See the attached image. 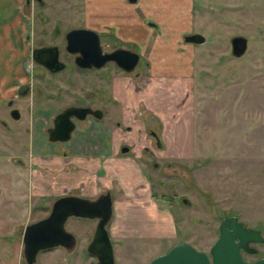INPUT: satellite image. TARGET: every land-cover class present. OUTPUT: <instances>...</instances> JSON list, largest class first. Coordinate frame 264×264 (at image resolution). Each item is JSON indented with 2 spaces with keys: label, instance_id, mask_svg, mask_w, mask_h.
Listing matches in <instances>:
<instances>
[{
  "label": "rangeland",
  "instance_id": "obj_1",
  "mask_svg": "<svg viewBox=\"0 0 264 264\" xmlns=\"http://www.w3.org/2000/svg\"><path fill=\"white\" fill-rule=\"evenodd\" d=\"M83 1L41 0V8L34 1V43H39L36 37L41 29L58 26L62 31L82 25ZM190 4L187 6V21L192 26L191 34H202L205 41L194 47L189 95L178 99L176 105L179 108L170 109L171 114L165 116L171 125L168 130L169 151L164 150V157L158 150L162 145L157 148L155 140L148 135L149 130L157 131L155 124L150 118L144 121L145 144L151 148L142 152L140 168L150 183L154 199L160 205L165 204L173 215L175 236L168 240L133 241L127 244L125 251L115 246V264H148L178 242H186L208 253L219 236V223L224 216H236L245 226L260 230L264 238V0H190ZM233 36L247 40L246 52L240 57L231 54L230 39ZM61 37L59 34L53 41L59 42ZM116 45L112 41L107 48ZM142 64L141 57L134 70L138 75L144 73ZM36 67L34 65L35 71ZM105 70L102 72L105 78L102 75L97 82V91L104 94V103L101 102L100 106L118 120L109 94L111 81L106 76L124 74L117 72L111 64ZM71 73L70 78L66 72L58 75L56 82L46 76L50 82L45 83L50 86L43 90L44 95L58 99L61 94L70 101L69 96L80 93V83L82 90L95 91L94 79L97 77L88 76L87 80L92 78V81L86 84L82 74L73 69ZM133 74L126 75L131 77ZM33 82L35 86H43L42 82ZM141 84L137 82V85ZM47 96L40 99L46 102L49 100ZM180 96L182 94L177 93V97ZM51 101L52 107L43 104L49 114L50 109L58 104ZM95 124L88 122L85 139L90 148L104 149L97 133L102 131L109 136L112 126ZM175 132L184 139H173ZM115 135L117 138L114 134L108 147L114 144ZM36 136L33 134L27 138L33 140ZM117 142L123 144L125 140ZM26 160L25 198L19 214L14 215V206L5 202L6 191L2 196L4 199L0 198V264H26L22 244L24 227L47 213L43 203L48 204V200H41L38 193L40 186L49 184L48 177L39 172L31 173L33 164L29 157ZM110 221L112 216L106 224L107 230ZM96 223L95 219L67 218L65 229L74 234L75 244L69 248L58 246L38 252L36 264H96V258L87 252ZM250 246L256 252L241 253L245 260L264 257V242L251 243Z\"/></svg>",
  "mask_w": 264,
  "mask_h": 264
},
{
  "label": "crops",
  "instance_id": "obj_2",
  "mask_svg": "<svg viewBox=\"0 0 264 264\" xmlns=\"http://www.w3.org/2000/svg\"><path fill=\"white\" fill-rule=\"evenodd\" d=\"M33 3L34 0H0V100L13 98L19 86L30 83ZM188 3L190 0L83 1L84 26L100 33L107 42L112 37L143 58V74L135 80L116 75L109 91L120 122L114 134L125 133L127 142L134 148L131 153L119 152L117 141L120 140L115 135L110 153L92 156L73 152L68 158L70 170L64 171L62 160L54 159L49 164V192L60 194L78 189L82 196L93 199L109 191L113 214L108 231L110 241L114 240L113 249L116 246L125 251L133 241L168 240L175 236L173 215L165 204L160 205L154 199L150 183L140 168L142 148H151L145 144L144 121L150 118L155 124L162 141L158 150L164 157V150L169 151L171 125L165 116L171 114L170 109L179 108L177 100L187 96L191 85L197 43L184 40L185 35L192 33L187 21L191 7V4L187 7ZM177 93L182 96L177 97ZM123 126L129 128L128 132L122 130ZM173 139L183 140L184 136L181 138L175 132ZM40 188L39 192H48L46 186Z\"/></svg>",
  "mask_w": 264,
  "mask_h": 264
},
{
  "label": "flooded vegetation",
  "instance_id": "obj_3",
  "mask_svg": "<svg viewBox=\"0 0 264 264\" xmlns=\"http://www.w3.org/2000/svg\"><path fill=\"white\" fill-rule=\"evenodd\" d=\"M36 2L38 3V6L41 8L42 7V5H40L41 0ZM43 23L46 22L44 21ZM73 29H88L95 31L91 28L84 26L83 24L74 25L62 31L59 29L58 26L57 27L53 26L49 30L41 29L39 32H37L38 37L36 38L39 43L36 44L34 43L33 40L35 31H34V25H32L31 33L29 34L32 41L31 60L33 64L32 70L30 72V79H29L30 83L25 84L23 86H19L13 98L0 100V198L1 200L4 199L2 196L3 193L6 191L5 195L7 196L5 197L6 198L5 202L8 204L11 203L14 206V208L17 209L16 211L14 209V213H13L14 215L19 214V208H21V206L24 203V198H25L24 185L26 180L25 165H26V161H28L26 160V157H29L31 165L33 164V166H31L30 168L31 173L39 172L40 174L48 177L50 170L49 164L51 161H53L56 158L62 160V162L64 163L63 169L65 171L67 169L70 170L72 167L68 163V158L72 155L73 152L79 153L81 155L83 154V155L100 156L107 154L108 152L110 153L112 151L111 147H108L109 142H111L112 139L111 137L114 134V130H116V128L120 126V122L113 117L114 114H112L109 111H106V109L104 110V108L100 106L101 102L102 104L104 103V94L101 93L100 91H97V88L99 86L97 82L99 81V78H101L100 76L103 75V78H105L104 77L105 75L102 72L104 73L106 72L105 69L108 67V65L111 64L115 66L117 68V72L121 71V73H123L125 76H127L126 75L127 73L134 72L133 76H131L132 78H134V80L139 76L138 73L134 71L136 70L137 65L134 67V69L131 72L123 71L113 62H107L98 68L94 67L93 65L89 68L83 67L80 64L78 65V62L83 63V59H80L81 55L79 53H70L66 49L67 46L66 34ZM47 31L50 32L48 33ZM96 33L99 36V46L103 52H110L118 48L135 52L132 50V48L125 47L124 45L122 47V44H118V43L114 47L107 48L108 44L114 41L113 38L109 36L108 38L110 39V42H107L100 33L98 32ZM47 34H49L48 38H47ZM59 34H61L62 36L59 42H54L53 40H55L59 36ZM234 37L237 36H233L230 39L232 55H234L232 50V40ZM80 39L81 40L79 41H82L84 38H80ZM83 41L87 42V40H83ZM42 47L57 48L58 61L60 63L57 65H62L63 67L61 69L57 71H52L44 67L42 64L38 63L34 59H32V51L36 48H42ZM82 47L83 46L80 44L78 45L77 48H82ZM88 47L89 50H91V52L93 53L94 50L91 49L92 45L88 44ZM240 56H236V57H240ZM42 57L44 58V60L50 58L48 53ZM93 60L98 61V59H93ZM34 65L38 67V68L36 67V71ZM72 69L83 75L84 78L83 83L86 84L87 82L92 81V78L90 81L87 80L88 76L97 77L96 80L94 79V84L96 85L95 91L92 92L89 89L87 90V88H84L85 90L84 89L82 90V83H80L79 86L80 93H77L74 96H69L70 101H66L65 95L63 96L61 94L58 95V99L56 98L54 99L53 96L44 95L43 90L48 89V87L50 86V84L45 83L48 81L50 82V80H46V76H49V79H52L56 82V78L59 77L58 75L64 72H66V76L70 78L72 73L71 74L69 73L72 72ZM113 77L114 75H112V73L110 75L107 74L106 76V78L109 79L110 81L112 80ZM33 81L35 82L37 81L39 83L42 82L43 86L42 87L35 86V83ZM56 88L59 89L60 87L57 86ZM41 96H47L46 99L49 100H45L46 102H44V100L40 99ZM110 99L112 101L111 97ZM51 100H54V103H58L53 108H51L52 107L51 103L53 102ZM43 104L45 105L49 104L51 106L50 107L51 109L49 108L51 111L50 114L47 111L48 108ZM70 107H88L93 110L96 109L100 110L101 118H97L93 114H87L85 118L82 120L76 119L75 117H71V120L74 123V128L70 133V138L66 141H61L58 138L62 136V132H63L62 130L64 129L66 122L64 121L60 123L58 122L57 126L58 124L60 125L59 127L60 130H57L58 132L57 131L55 132L53 131V128L55 127V123H56L55 117L58 113L63 112L64 110ZM37 116H39V118L41 119H37L38 118ZM33 120L35 121V123H33ZM89 121H92V123H96L95 124L96 126L99 125L108 126V127L109 125L112 126L113 131L109 133V136L106 135L105 133H102L101 130L100 133H97L99 139L102 142V145H104L105 147L104 149L101 148L96 149V146L92 148L89 147L87 139H85V137L88 136L87 132L89 128L88 127ZM122 130L124 132H128L129 128L123 126ZM97 132H99V130H97ZM33 134L38 135L36 136L37 137L36 139L30 140L31 137L27 138L29 135L33 136ZM148 135L150 136L151 139L155 140V144L157 148H159V146H161L160 143L161 141L159 139L158 133L153 130H149ZM53 137L57 139L54 140L51 139ZM80 138H82V140H80ZM83 138L85 141L83 140ZM117 139L120 141L121 139L125 140L123 144L119 143L120 144L118 148L119 152H129V153L133 152L131 150L132 148H134V146L127 142V136L125 133L120 132L117 135ZM79 141L81 142L79 143ZM74 146H76L77 149L73 148ZM147 150H148L147 147L142 148V152H147ZM46 189L49 192V190L51 189L50 184L46 185ZM1 190L3 191L2 193ZM48 192L42 191L39 192L40 194L38 193V196H42L41 200L44 201L48 200V204L43 203L44 211H46L47 213L41 218H44L49 214L53 202L60 197L79 196L82 198H87L82 196L78 189H73L70 191L64 190L60 194H53ZM106 192L109 191L101 192L98 195H96L95 198L93 199H96L99 195L104 194ZM111 200H112V196H111ZM112 214H113V200H112ZM243 252L244 251L241 250V253Z\"/></svg>",
  "mask_w": 264,
  "mask_h": 264
},
{
  "label": "water",
  "instance_id": "obj_4",
  "mask_svg": "<svg viewBox=\"0 0 264 264\" xmlns=\"http://www.w3.org/2000/svg\"><path fill=\"white\" fill-rule=\"evenodd\" d=\"M129 1L135 2L136 0ZM80 38H84L83 40H87V42L79 41ZM184 40L201 44L205 38L202 34L193 33L185 35ZM66 41L68 52L81 55L80 59H83V63L78 62V65L83 67L89 68L93 65L98 68L107 62H113L123 71L131 72L139 60V55L136 52L122 48L103 52L99 46V36L92 30L73 29L66 34ZM80 44L83 47L77 48ZM88 44L92 45L93 53L89 50ZM246 47L247 42L244 37L233 38L232 50L235 56L242 55ZM47 53L50 58L44 60L42 56ZM32 59L52 71L63 67L57 65L60 63L56 47L36 48L32 51ZM93 59H98V61ZM87 114L101 118L100 110L88 107H70L58 113L55 117V127L58 122H66L62 136L58 139L66 141L70 138V133L74 128L71 117L82 120ZM55 127L53 131L60 130L59 124ZM183 202L187 203V200L183 199ZM111 216L112 200L109 192L101 194L93 200L79 196H63L56 199L46 217L28 223L24 227L22 244L26 264H36V256L42 250L58 246L69 248L75 244L74 234L65 229V222L69 217L97 220L94 233L87 245V252L96 258V264H115L113 247L106 228ZM263 242L264 238L260 230L245 226L236 216H224L219 223V236L211 245L208 253L198 250L186 242H178L164 253L152 258L148 264H264V257L248 261L241 254V250L249 254L255 253L256 249L250 244Z\"/></svg>",
  "mask_w": 264,
  "mask_h": 264
}]
</instances>
